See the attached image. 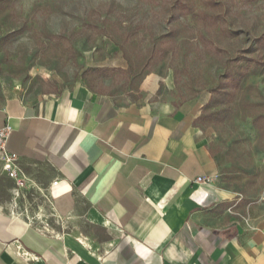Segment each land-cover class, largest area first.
Here are the masks:
<instances>
[{
	"label": "crops",
	"instance_id": "obj_1",
	"mask_svg": "<svg viewBox=\"0 0 264 264\" xmlns=\"http://www.w3.org/2000/svg\"><path fill=\"white\" fill-rule=\"evenodd\" d=\"M158 87L120 98L77 82L0 103L27 181L0 157V264H264V218L217 214L233 195L195 125L203 102L157 101Z\"/></svg>",
	"mask_w": 264,
	"mask_h": 264
},
{
	"label": "rangeland",
	"instance_id": "obj_2",
	"mask_svg": "<svg viewBox=\"0 0 264 264\" xmlns=\"http://www.w3.org/2000/svg\"><path fill=\"white\" fill-rule=\"evenodd\" d=\"M147 77L157 101L203 102L195 125L233 195L217 214L264 218V0H0V103L77 82L137 97Z\"/></svg>",
	"mask_w": 264,
	"mask_h": 264
},
{
	"label": "built area",
	"instance_id": "obj_3",
	"mask_svg": "<svg viewBox=\"0 0 264 264\" xmlns=\"http://www.w3.org/2000/svg\"><path fill=\"white\" fill-rule=\"evenodd\" d=\"M11 132V128L8 125L0 128V157L3 161V168L7 173L8 177L13 179L17 187L23 185L22 173L18 168V157L15 153L10 152L6 148V142ZM206 179L198 178L197 182H206ZM57 181L53 182V185H56Z\"/></svg>",
	"mask_w": 264,
	"mask_h": 264
},
{
	"label": "trees",
	"instance_id": "obj_4",
	"mask_svg": "<svg viewBox=\"0 0 264 264\" xmlns=\"http://www.w3.org/2000/svg\"><path fill=\"white\" fill-rule=\"evenodd\" d=\"M172 16V15H171Z\"/></svg>",
	"mask_w": 264,
	"mask_h": 264
}]
</instances>
